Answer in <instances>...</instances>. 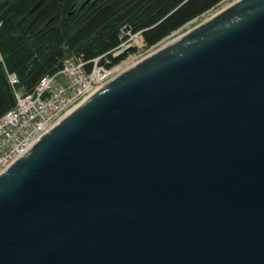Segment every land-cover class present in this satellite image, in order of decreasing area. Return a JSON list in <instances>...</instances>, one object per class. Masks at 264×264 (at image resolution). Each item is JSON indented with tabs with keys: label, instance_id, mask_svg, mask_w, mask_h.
Listing matches in <instances>:
<instances>
[{
	"label": "water",
	"instance_id": "1",
	"mask_svg": "<svg viewBox=\"0 0 264 264\" xmlns=\"http://www.w3.org/2000/svg\"><path fill=\"white\" fill-rule=\"evenodd\" d=\"M0 264H264V0L194 18L1 171Z\"/></svg>",
	"mask_w": 264,
	"mask_h": 264
},
{
	"label": "trees",
	"instance_id": "2",
	"mask_svg": "<svg viewBox=\"0 0 264 264\" xmlns=\"http://www.w3.org/2000/svg\"><path fill=\"white\" fill-rule=\"evenodd\" d=\"M37 1L0 0V115L15 103L5 69L29 91L43 75L57 71L64 57L88 60L114 48L123 27L141 30L150 46L222 0H59L28 27ZM125 54L109 56L115 63Z\"/></svg>",
	"mask_w": 264,
	"mask_h": 264
},
{
	"label": "built area",
	"instance_id": "3",
	"mask_svg": "<svg viewBox=\"0 0 264 264\" xmlns=\"http://www.w3.org/2000/svg\"><path fill=\"white\" fill-rule=\"evenodd\" d=\"M123 34L126 37L117 46L91 59L66 56L60 69L43 75L29 91H20L17 75L5 69L15 103L0 115V172L72 107L144 55L141 31L126 29ZM154 47L150 46L147 52ZM131 48V53L112 63L109 55L116 57Z\"/></svg>",
	"mask_w": 264,
	"mask_h": 264
},
{
	"label": "bare ground",
	"instance_id": "4",
	"mask_svg": "<svg viewBox=\"0 0 264 264\" xmlns=\"http://www.w3.org/2000/svg\"><path fill=\"white\" fill-rule=\"evenodd\" d=\"M130 51H133V50H130ZM136 62H137V61H136ZM133 64H134V63H133ZM133 64H131V65H133ZM131 65H130V66H131ZM130 66H128V67H130ZM128 67H127V68H128ZM96 89H98V88H96ZM96 89H95V90H96ZM95 90H93V91H92L89 95H87L84 99H86L88 96H90ZM84 99H83V100H84ZM83 100H81L79 103H81ZM79 103H78V104H79ZM78 104H77V105H78ZM77 105H75L74 107H72V108H71L66 114H68L70 111H72ZM66 114H64L63 116H61V117H60L55 123H57V122H58L62 117H64ZM55 123H54V124H55ZM54 124H53V125H54ZM53 125H52V126H53ZM52 126H50V127H52ZM50 127H49V128H50ZM49 128H48V129H49ZM48 129H46V131H47ZM44 132H45V131H44ZM44 132H43V133H44ZM43 133H42V134H43ZM38 138H39V137H38ZM38 138H37V139H38ZM33 143H34V142H33ZM33 143H32V144H33ZM32 144H31V145H32ZM31 145H30V146H31ZM30 146L28 147V149L30 148ZM26 150H27V149H26ZM14 160H15V159H14ZM14 160H13V161H14ZM13 161H11L10 163H12Z\"/></svg>",
	"mask_w": 264,
	"mask_h": 264
},
{
	"label": "rangeland",
	"instance_id": "5",
	"mask_svg": "<svg viewBox=\"0 0 264 264\" xmlns=\"http://www.w3.org/2000/svg\"><path fill=\"white\" fill-rule=\"evenodd\" d=\"M189 22H190V21H189ZM189 22H188V23H189ZM188 23H186V24H188ZM186 24H185V25H186ZM185 25H184V26H185ZM184 26H183V27H184ZM183 27H181V28H179L178 30H176V31L174 32L173 35H175L176 33H178ZM173 35L171 34V36H169V38L172 37ZM148 48H149V47H148ZM148 48L144 51V53H146V52L149 50ZM144 53H143V54H144Z\"/></svg>",
	"mask_w": 264,
	"mask_h": 264
},
{
	"label": "flooded vegetation",
	"instance_id": "6",
	"mask_svg": "<svg viewBox=\"0 0 264 264\" xmlns=\"http://www.w3.org/2000/svg\"><path fill=\"white\" fill-rule=\"evenodd\" d=\"M91 1V0H90ZM41 7V5L34 11V13H36L38 11V9Z\"/></svg>",
	"mask_w": 264,
	"mask_h": 264
}]
</instances>
